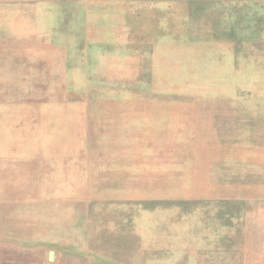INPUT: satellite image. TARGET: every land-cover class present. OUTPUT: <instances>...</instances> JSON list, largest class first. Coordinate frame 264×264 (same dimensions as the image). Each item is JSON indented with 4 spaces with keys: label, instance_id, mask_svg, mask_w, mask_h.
<instances>
[{
    "label": "rangeland",
    "instance_id": "374dc122",
    "mask_svg": "<svg viewBox=\"0 0 264 264\" xmlns=\"http://www.w3.org/2000/svg\"><path fill=\"white\" fill-rule=\"evenodd\" d=\"M0 264H264V0H0Z\"/></svg>",
    "mask_w": 264,
    "mask_h": 264
},
{
    "label": "water",
    "instance_id": "95a60500",
    "mask_svg": "<svg viewBox=\"0 0 264 264\" xmlns=\"http://www.w3.org/2000/svg\"><path fill=\"white\" fill-rule=\"evenodd\" d=\"M49 260H50V261L53 260V254H52V253L49 254Z\"/></svg>",
    "mask_w": 264,
    "mask_h": 264
}]
</instances>
